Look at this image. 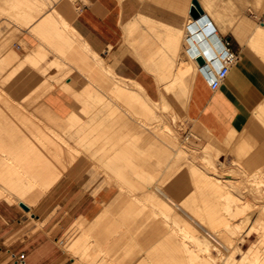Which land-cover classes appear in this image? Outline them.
<instances>
[{"label": "bare ground", "instance_id": "obj_1", "mask_svg": "<svg viewBox=\"0 0 264 264\" xmlns=\"http://www.w3.org/2000/svg\"><path fill=\"white\" fill-rule=\"evenodd\" d=\"M47 2V0H20L17 7L22 6L27 19H30L33 16L32 8L42 7ZM229 3L233 9L235 0H229ZM219 5L217 0H201L200 6L204 10L201 17L199 19H193L189 15L185 17L187 22L182 25L184 28L181 33L185 41L183 47L187 61L184 62L181 73L199 70L196 61L189 55L191 49L205 56L209 52H217L218 44L215 38L219 37L220 31L218 29L214 32L206 19L213 17L217 22L221 15L217 12L216 19L212 11L217 10ZM259 5L260 8H264V0H261ZM220 10L221 14H225L222 9ZM228 16V25L239 17L235 19L233 14ZM229 22L232 23L229 24ZM242 22L240 28L236 27L238 30L232 31L233 35L236 34L241 43L246 39L245 33L250 32V38L247 40L250 45H247L252 46L251 48L256 47L259 50L257 51L261 52L260 55H264L262 54L264 44L258 41L264 38V27L254 25L255 29H253L254 23L246 20ZM60 24L61 22L52 11L42 16L37 27L45 36L57 39L60 47L62 45L74 47L75 34L72 32L65 35ZM82 45L89 46L87 42H83ZM10 52L15 53L14 50ZM92 52L98 54L94 50ZM153 65L154 62L144 64L147 72L158 74L157 71H152ZM99 66L100 70L116 75L113 67L106 65L102 59L99 61ZM153 77H158L154 78L155 83L159 84L161 81L164 90L172 88L182 79L181 76ZM112 84V90L123 100L130 102V112L123 109L128 116L132 118L146 116L151 119L156 117L155 111L149 104L151 97L145 94L146 90L139 81L127 79L125 82V79L116 78ZM87 92L90 93L89 96H95L99 101H104L94 89L90 88ZM161 100L159 97V101ZM109 107V103L103 102L98 109L87 113L89 116L87 121L68 124L66 132L70 133L75 144L57 136L51 143L45 142L40 136L26 139L23 137L19 143L13 142V138L10 137L7 139L0 137V200L25 204L24 197L28 192L32 193L36 188L45 191L51 187L84 154L76 146L78 138H85L89 132L103 123L104 110H107L110 115L115 114L116 110ZM69 115L74 116L76 112L70 111ZM253 117H255L254 114L243 132L235 133L236 130L232 131L233 129L229 127L226 129L229 133L223 137L224 143H230V150L236 159L247 166L253 164L254 159L249 153L252 146L264 147L262 136L254 135L252 132L254 125L259 122L258 120L256 122ZM134 120L131 122L134 132L139 133L140 127H147L143 120ZM230 129H232L231 132ZM151 134L152 136L147 138L151 146L160 150L171 148L179 151H175L172 156L171 153L161 152L159 155L164 158L163 160H159L161 157L155 154L160 157L158 161L149 160L146 165L133 158L138 156L136 152L127 153V155L100 153L97 158L93 157V153L87 154L89 157L85 158L86 162L102 169L108 174L110 182L118 179L125 183L120 187L127 190V196L102 201L101 208L92 217L82 216L74 223L72 233L62 242L63 249L73 259L72 264H264V217H255L256 211L251 203L247 199L240 200L242 187L234 186L233 177L226 175L227 173L221 174L215 165L209 169L204 161L198 162V158L206 162H209L210 158L207 159L206 156L200 158L197 154L187 151V147L181 141H176L177 138L171 127H166L162 135L161 133L158 135L159 133L153 130ZM137 147L135 143L130 145L132 149ZM174 155L183 161L182 167L175 171L170 167L173 166L171 160ZM214 155L221 156L217 153ZM126 168L132 174L131 177H127V183L124 182L126 177L123 174ZM257 171L262 176L261 182H264V167L260 166ZM112 187L113 185H109L110 189ZM262 190L264 189H261L259 185L251 187L254 194L260 195ZM211 196L214 197L211 198ZM262 209L264 208L260 211ZM201 230H204L205 234L200 233ZM242 230L243 235H239V238L234 237V234L238 235ZM252 235L255 236L253 241ZM207 236L218 240L219 245L223 247L221 253L225 252L224 256L212 253ZM245 244H248L246 249H244ZM131 247H137V251L135 250L137 254L132 253L131 256L128 254L132 251L128 250ZM236 251L241 252L239 258L234 255Z\"/></svg>", "mask_w": 264, "mask_h": 264}, {"label": "rangeland", "instance_id": "obj_2", "mask_svg": "<svg viewBox=\"0 0 264 264\" xmlns=\"http://www.w3.org/2000/svg\"><path fill=\"white\" fill-rule=\"evenodd\" d=\"M19 1L20 0H0V42H2L0 45V137L6 139L10 137L14 139H12L13 142L19 143L23 137L26 139L28 137L40 136L44 138L45 142L51 143L54 137L57 136V138H64L69 143L75 144L70 137V133L66 132V129L69 127L68 124L70 122H76L78 124L79 122L82 123L83 121H87L89 117L87 115L88 112L98 109L103 102H107L110 105L109 108L115 109L116 112L110 115L107 110H104L103 123L89 132L85 138H78L76 146L79 151L84 153L81 155L82 157H89L87 154L90 153H93V157L97 158L100 153H124L127 155V153L136 152L138 156H133V158L144 163V165H146V162L149 160L158 161L160 157L161 159L159 160H163L164 158L159 155L161 152L171 153L170 155L172 156L175 151L179 150L171 148L160 150L151 146L147 138L152 136V130L157 134L159 133L158 135H160V133L162 135L166 127H171L177 138L176 141H181V143L187 147V151L197 154L200 158L206 156L207 159H211H209V162H206L204 159L199 160L198 158V162L201 163V160L204 161L205 166L209 167V169L215 165L217 167L216 169L221 174L227 173L226 175L233 177V185L242 187L241 190L243 192L240 194V200L247 199V201L251 203L256 211L255 217H264V209L260 211L261 208H264V190L261 191L262 194L260 195L254 194L253 191H251V187H254V185H259L261 189H264V184H262L264 182H261L262 176L257 171V169L262 166V163L252 152L256 147L252 146L253 148H251L252 150L249 152L251 154L250 157L254 159L253 164L247 166L236 159L232 150H230L229 142L224 143V139L217 140L208 130L199 128L195 122L187 118L184 113V108L190 88L186 93H182L174 86L164 90L161 81L157 84L159 89L153 85L151 87V96L153 99L150 98L149 102L156 114V117L153 119L146 116L138 118L137 116H133L132 118L123 111V109H127L130 112V102L123 100L112 90V82L114 79L121 77L117 76V74L115 75L100 70L99 61L102 59L106 65L112 66L113 69H115L113 64L117 63L118 60L125 58L127 61V23L123 26V35L117 55L113 57L112 61H108L107 56L104 54L102 55L104 58L106 57V60L98 52V54L93 53V49H91L90 45L88 47L82 45V43L86 41L80 37L73 26L62 19L58 12L53 9V14L61 22L60 26L64 34L66 35L72 32L75 34L76 43L74 47H67L66 45L60 47L57 39L42 34L37 27L41 18L36 24L28 28L29 32L38 39L39 43L30 47L28 52L21 57V55L19 56L10 46H12L14 42H21L22 45L27 48L19 38L22 35L23 28L31 24L34 15L30 17V19H27V15L23 11L22 6L17 7ZM47 1L49 4L57 0ZM12 2L14 3L12 4ZM47 3L43 5L44 8L48 5ZM42 7L32 8L31 11L38 9L37 12H40V10L44 9ZM21 12L25 20L19 17ZM184 15L182 18V25L186 24V18L189 14ZM231 23L232 22H229V24ZM217 24H219V20H217ZM182 25L180 26L181 31L184 28ZM219 31L224 33L226 29H219ZM184 43L185 41L181 33L179 38V54L181 53L186 56L183 47ZM11 50H14L15 53H11ZM37 51L41 53H36ZM48 53H54L57 59L47 62L45 59ZM134 63L135 64H132L134 69H140V62ZM141 63H143V61H141ZM53 68L56 69V72L48 74V71H51ZM177 69L178 68H176V70ZM73 70H76L77 74H72ZM94 70H98L99 75H95L97 72ZM80 74L84 76L80 77ZM185 79L187 80V78ZM125 82H127V79H125ZM186 82L188 83V80ZM76 83H80L81 85L77 87L75 85ZM58 86L73 98L74 108L71 111H75L76 115L71 116L69 112L65 116H60L43 101L44 95L53 91ZM90 88L94 89L97 94L102 96L104 101L101 102L95 96H89L90 93L87 92V90ZM144 92L147 95L146 91ZM159 97L160 100L162 99L161 101H159ZM134 119L143 120L149 129L147 127H137L140 130L139 133L134 132L131 124V122L135 121ZM253 119H255L256 122L259 121L258 123L264 127V111L260 112L258 116L253 117ZM235 133L237 132L235 131ZM185 134H187V137H185ZM55 140L58 141L57 139ZM134 143L137 144L138 147L136 149L130 148V145ZM214 153L221 156H216ZM155 154L160 157L157 155L155 156ZM176 156L174 155V158L172 157L173 159L171 160V165L173 164V166L170 167L173 171L181 168L183 165V161L180 160L178 156V158H176ZM174 159H176V161ZM211 162L212 165H210ZM86 163L89 169L85 174L89 176L86 179H82V181L85 182L82 188L78 190L88 191L94 194L100 189H108L109 185H113L111 188L113 193L104 201L120 198L123 195L127 196V190L124 187H120V185L125 183L118 179H113L110 182L107 177L108 174L104 173L102 169H98L88 161ZM123 174L126 177L124 182L127 183V177H131L132 174L130 171H127V168L124 169ZM63 178H65V174L62 176V179ZM58 185L54 184V187H49L45 191L41 188H36V191H32L34 194L28 192L26 196L29 197H24L26 201L25 204H19L18 202L9 203L5 200H0L1 210L8 207L5 205L6 202L12 204L11 208L15 209V211H13L15 216L20 219L19 224L15 225L11 238L5 242V246L14 241L24 242L23 236L25 235L37 236L42 232L39 240L45 238L48 241V246L46 247L48 252L43 264H72L73 259L70 258L63 249L62 242L72 233L75 225L74 223L82 217V215L77 216L79 213L77 209L80 208V206H75L74 208L73 204H69L71 201H74L75 193L73 190L75 189L64 187L56 191L55 188ZM40 190L42 193H40ZM78 190H76V193ZM70 193H72L71 198H66ZM34 195L37 196V198ZM213 197L214 196H211V198ZM174 199L177 200V198ZM55 204L57 206H55ZM53 221H55V223H53ZM206 222L205 226L208 228ZM243 232L242 230L238 235L237 233L234 234V237L237 236V238H239V235H243ZM200 233L205 234V231L201 230ZM251 239L253 241L255 236L252 235ZM207 241H209L210 250L213 251V254L218 256L222 254V256L225 255V252L221 253L223 252V247L221 244L219 245L216 238L207 236ZM247 247L248 244H245L244 249ZM128 250H132L128 253L129 255L137 254L135 253L137 247H131L128 248ZM15 251H24V249H22V246H19L15 249L9 248L1 250L0 264H12L10 253ZM234 255L239 258L241 252L239 253V251H236ZM28 264L30 263L28 262Z\"/></svg>", "mask_w": 264, "mask_h": 264}, {"label": "crops", "instance_id": "obj_3", "mask_svg": "<svg viewBox=\"0 0 264 264\" xmlns=\"http://www.w3.org/2000/svg\"><path fill=\"white\" fill-rule=\"evenodd\" d=\"M217 1L220 5L212 12L216 19L217 14L220 13L219 24L213 17L208 19L216 30L227 28L226 32H220V34L230 40V47L238 54V60L230 67L225 79L214 89L210 87L208 80L199 70L197 73L196 70L191 73H181L184 69V62L187 61V56L179 54L182 18L184 14H189L191 5L200 6L201 0H57L50 2L40 12H37L38 10L31 12L34 18L30 25L23 28L19 38L27 48L21 42H14L10 47L23 57L30 47L39 43L28 28L55 9L62 19L74 27L91 49L102 57L104 54L108 61H112L121 43L123 26L127 23V61L124 58L113 64L117 76L139 81L151 98V87L153 85L157 87L153 76H181L182 79L174 87L182 93H186L190 88L184 108L186 117L195 122L199 128L208 130L217 140H223V137H226L225 134L229 133L226 129L230 127L233 129H230V132L231 130L243 132L253 114L258 116L264 111V58H262L264 55H260L261 52H258L256 47L251 48L252 46L247 43L250 32L245 33L244 43L242 41L240 43L237 35H233L234 32H232L235 29L238 30V26L240 28L244 20L254 23L253 29L256 25L264 27V10H261L264 8L259 7L261 0H235L233 9L229 5V0ZM220 9L225 14L222 13V15ZM21 14L22 12L19 17L25 20ZM232 14L235 19L238 16L240 18L238 17L239 19L237 18L235 22L228 25V15ZM262 40L264 38L258 40L260 44H264ZM55 59L57 57L54 53H48L45 60L49 62ZM104 59L106 60V57ZM134 62H140V69H134L132 65L135 64ZM145 62H154L152 71H157L158 74L147 72ZM94 71L97 72L95 75H99L98 70ZM48 72V74H53L56 69L53 68ZM72 74H77V71L73 70ZM82 76L84 75L80 74V77ZM75 85L79 87L81 84L76 83ZM43 101L60 116H65L74 108L73 98L60 86L46 93ZM261 126L259 123L254 125L252 132L254 135H261V140H264V128ZM259 148L264 149V147H258L252 152L261 160L262 167H264V151ZM88 169L86 159L81 156L62 174V176L65 174V178L62 179L61 176L54 184H59L55 188L56 191L64 187L75 189L73 190L74 201L69 204H73L74 208L80 206V208L77 207L79 212L77 216L90 218L99 210L102 201L107 200L113 192L110 188L100 189L94 194L78 190L85 182L82 179L89 176L85 174ZM76 190H78L77 193ZM71 194L66 198H71ZM5 205L8 207L0 209V251L22 246L30 264H43L48 252L46 248L48 241L45 238L39 240L42 232L37 236L25 235L23 236L24 242L14 241L5 246V242L13 234L15 225H18L20 221L13 212L15 209L11 208L12 204L6 202Z\"/></svg>", "mask_w": 264, "mask_h": 264}, {"label": "built area", "instance_id": "obj_4", "mask_svg": "<svg viewBox=\"0 0 264 264\" xmlns=\"http://www.w3.org/2000/svg\"><path fill=\"white\" fill-rule=\"evenodd\" d=\"M201 17V16H200ZM199 17V18H200ZM197 18V19H199ZM207 22L211 25L210 20L207 18ZM216 32V29H214ZM215 42L218 44L217 52H209L208 54L201 55L196 50H190L189 55L196 61L197 56H201L204 60L202 65H198L199 72H201L212 89L219 86V84L227 76L230 67L238 60V54L234 52L230 47V40L219 34L218 38H215ZM12 264H28L27 254L25 251H15L10 253Z\"/></svg>", "mask_w": 264, "mask_h": 264}, {"label": "water", "instance_id": "obj_5", "mask_svg": "<svg viewBox=\"0 0 264 264\" xmlns=\"http://www.w3.org/2000/svg\"><path fill=\"white\" fill-rule=\"evenodd\" d=\"M189 15L193 18V19H197L199 18L204 12L203 9L199 6V5H191L188 11ZM196 61L199 65H202L204 63V60L201 56H197L196 57Z\"/></svg>", "mask_w": 264, "mask_h": 264}]
</instances>
